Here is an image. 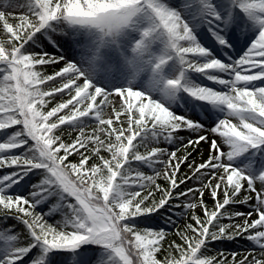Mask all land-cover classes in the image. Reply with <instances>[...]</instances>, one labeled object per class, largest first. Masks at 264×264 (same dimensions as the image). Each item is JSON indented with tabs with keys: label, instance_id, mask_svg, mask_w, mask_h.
Instances as JSON below:
<instances>
[{
	"label": "snow or ice",
	"instance_id": "1",
	"mask_svg": "<svg viewBox=\"0 0 264 264\" xmlns=\"http://www.w3.org/2000/svg\"><path fill=\"white\" fill-rule=\"evenodd\" d=\"M0 264H264V0H0Z\"/></svg>",
	"mask_w": 264,
	"mask_h": 264
},
{
	"label": "trees",
	"instance_id": "2",
	"mask_svg": "<svg viewBox=\"0 0 264 264\" xmlns=\"http://www.w3.org/2000/svg\"><path fill=\"white\" fill-rule=\"evenodd\" d=\"M220 247L223 248V250L226 251V252H230V251H244V249L247 247V242L241 241L238 244L237 243H225L224 245H221Z\"/></svg>",
	"mask_w": 264,
	"mask_h": 264
},
{
	"label": "rangeland",
	"instance_id": "3",
	"mask_svg": "<svg viewBox=\"0 0 264 264\" xmlns=\"http://www.w3.org/2000/svg\"><path fill=\"white\" fill-rule=\"evenodd\" d=\"M17 3H24V0H17ZM22 11H23V9H17V10H16V14L19 15V14H21ZM189 183L191 184L192 182L189 181ZM194 186H195V185H194ZM205 200H208L207 194L205 195ZM241 207L243 208L244 206H241ZM196 211H197L198 214H202V213H200V210H199V209H197ZM253 218H255V217H253ZM176 219H177L178 222H179V226H180V227H183V223H184V221L179 220L178 217H177ZM172 238H173V237H170V239H172Z\"/></svg>",
	"mask_w": 264,
	"mask_h": 264
}]
</instances>
